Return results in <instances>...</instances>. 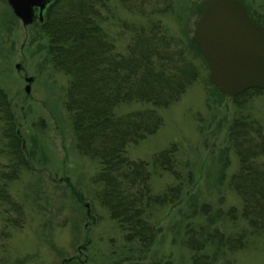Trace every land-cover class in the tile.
Instances as JSON below:
<instances>
[{"label": "rangeland", "instance_id": "374dc122", "mask_svg": "<svg viewBox=\"0 0 264 264\" xmlns=\"http://www.w3.org/2000/svg\"><path fill=\"white\" fill-rule=\"evenodd\" d=\"M195 1L174 0L171 13L156 17L174 34L194 35ZM107 3L103 26L115 50L123 53L130 34L122 31L120 22L143 20L117 0ZM241 3L264 22V0ZM46 44L38 21L23 26L7 0H0V87L11 101L16 129L30 159V169L10 185L11 195L21 202L24 220L20 228L9 229L0 264H130L131 259L143 264H192L194 252L183 243L187 225H212L226 235L245 231L246 246L219 253L216 262L264 264V234H252L241 217L231 220L226 215L230 207L240 210L241 204L229 185L239 166L229 142V125L243 117L264 127V93L239 99L244 104L240 106L212 84L197 81L177 102L159 109L163 124L154 134L128 146L130 158L148 161L153 192L175 183L153 159L172 142L178 146V169L192 178L175 205L159 207L148 217L158 230L156 239L148 248L138 249L125 244L117 223L96 196L101 187L94 181L98 164L76 147L71 116L64 106L68 77L48 61ZM26 76L33 77L29 93L24 91ZM147 106L121 104L115 113ZM1 128L0 121V167L9 157ZM204 205L209 206L208 214ZM214 250L212 245L203 251Z\"/></svg>", "mask_w": 264, "mask_h": 264}, {"label": "trees", "instance_id": "16d2710c", "mask_svg": "<svg viewBox=\"0 0 264 264\" xmlns=\"http://www.w3.org/2000/svg\"><path fill=\"white\" fill-rule=\"evenodd\" d=\"M117 1L143 20L120 22L122 31L130 34L123 53L115 50L103 26L108 18L104 11L109 12L107 0H57L48 9L45 22L38 25L47 38L48 61L68 77L64 106L71 116L76 147L98 164L94 181L101 187L96 196L117 223L125 244L146 249L158 231L148 217L159 207L175 205L192 178L178 169V146L172 142L153 159L175 178V183L155 193L148 161L130 158L127 148L162 126L159 109L177 102L195 82L211 83L207 79L208 63L195 36L187 32L174 34L156 17L171 13L174 0ZM210 1L191 3L197 17ZM245 8L264 31V22ZM263 93L252 88L231 99L242 106L239 99ZM133 102L148 106L115 113L118 105ZM0 121L2 135L8 139L9 156L0 167V251H4L9 229L20 228L24 220L21 202L11 195L10 185L23 170L30 169V159L16 129L11 101L1 87ZM229 142L239 164L229 185L241 204L240 210L230 207L226 215L231 220L241 217L252 234H264V127L255 120L234 118L229 125ZM208 208L202 207L206 213ZM246 234L241 231L226 235L212 225H187L183 243L194 252L192 264H220L216 262L219 253L243 249ZM212 245L215 250L211 254L203 251ZM130 264L143 263L131 259Z\"/></svg>", "mask_w": 264, "mask_h": 264}, {"label": "water", "instance_id": "95a60500", "mask_svg": "<svg viewBox=\"0 0 264 264\" xmlns=\"http://www.w3.org/2000/svg\"><path fill=\"white\" fill-rule=\"evenodd\" d=\"M57 0H7L23 26L44 23ZM194 36L209 66L208 82L227 97L248 89L264 90V31L239 0H211L198 15ZM17 69L20 64L15 65ZM33 77L26 76L29 93Z\"/></svg>", "mask_w": 264, "mask_h": 264}]
</instances>
